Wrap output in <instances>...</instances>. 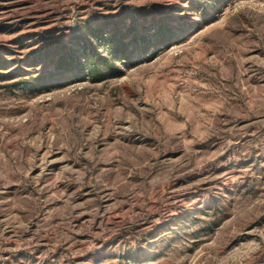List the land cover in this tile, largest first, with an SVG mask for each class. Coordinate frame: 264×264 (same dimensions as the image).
<instances>
[{
	"label": "rangeland",
	"instance_id": "374dc122",
	"mask_svg": "<svg viewBox=\"0 0 264 264\" xmlns=\"http://www.w3.org/2000/svg\"><path fill=\"white\" fill-rule=\"evenodd\" d=\"M0 264H264V0H0Z\"/></svg>",
	"mask_w": 264,
	"mask_h": 264
}]
</instances>
